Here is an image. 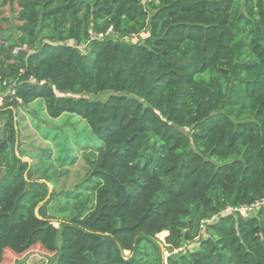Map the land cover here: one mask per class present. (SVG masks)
<instances>
[{"label":"trees","instance_id":"obj_1","mask_svg":"<svg viewBox=\"0 0 264 264\" xmlns=\"http://www.w3.org/2000/svg\"><path fill=\"white\" fill-rule=\"evenodd\" d=\"M17 3L0 264L37 244L55 264H264V204L240 211L264 199V0ZM38 100L27 142L17 111Z\"/></svg>","mask_w":264,"mask_h":264},{"label":"rangeland","instance_id":"obj_2","mask_svg":"<svg viewBox=\"0 0 264 264\" xmlns=\"http://www.w3.org/2000/svg\"><path fill=\"white\" fill-rule=\"evenodd\" d=\"M145 34H142L140 37H136L133 40L137 41L138 39H141L142 36ZM81 50H85V46H79ZM8 90H6L5 93H7ZM3 92L0 91V95ZM105 96L102 95L101 98H104ZM37 109L38 111L36 113H33L34 110ZM35 114V115H33ZM18 121L22 124V134L24 136V139L27 142H33L36 141V138H40L41 135L36 129V124L38 123V119H45L46 113L43 109V103L41 100L36 101L33 105H27V106H21L20 109L17 111ZM69 113H65L61 118L54 120V124L57 126H61L64 124V122L67 121ZM77 117H74L75 120ZM0 122L3 123V120ZM0 134H1V125H0ZM166 235V232L159 235L161 239L164 238ZM192 247L194 245H191ZM56 255L55 252H50L43 248L41 245L37 244L33 247H31L29 250L23 252V253H15L9 249H6L3 254V261L1 264H55Z\"/></svg>","mask_w":264,"mask_h":264},{"label":"crops","instance_id":"obj_3","mask_svg":"<svg viewBox=\"0 0 264 264\" xmlns=\"http://www.w3.org/2000/svg\"><path fill=\"white\" fill-rule=\"evenodd\" d=\"M17 10V0H0V41L20 23L15 17Z\"/></svg>","mask_w":264,"mask_h":264},{"label":"built area","instance_id":"obj_4","mask_svg":"<svg viewBox=\"0 0 264 264\" xmlns=\"http://www.w3.org/2000/svg\"><path fill=\"white\" fill-rule=\"evenodd\" d=\"M110 32H112V28L110 27L105 33H100L98 35L99 38H103L104 36L108 35ZM21 49L23 48H17L15 49L14 52H19ZM3 96L0 95V106L1 104L3 103ZM261 204H264V199L261 200V201H257L256 203L252 204L251 206H245V207H242L240 208V211L244 214V215H248V213L256 208H258ZM229 210H232L229 208Z\"/></svg>","mask_w":264,"mask_h":264},{"label":"water","instance_id":"obj_5","mask_svg":"<svg viewBox=\"0 0 264 264\" xmlns=\"http://www.w3.org/2000/svg\"><path fill=\"white\" fill-rule=\"evenodd\" d=\"M19 53L20 54H22L23 56H25L26 55V50H24V49H21L20 51H19ZM25 161H28L29 159H24ZM49 195H48V197L43 201V202H45L48 198H49V196H50V194H51V192H52V190H53V186L51 185V184H49ZM43 202H41L40 204H42Z\"/></svg>","mask_w":264,"mask_h":264}]
</instances>
